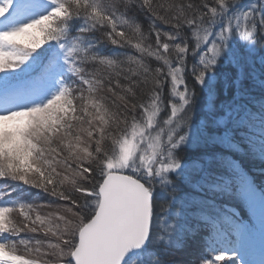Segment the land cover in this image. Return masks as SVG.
I'll list each match as a JSON object with an SVG mask.
<instances>
[{
    "label": "trees",
    "instance_id": "1",
    "mask_svg": "<svg viewBox=\"0 0 264 264\" xmlns=\"http://www.w3.org/2000/svg\"><path fill=\"white\" fill-rule=\"evenodd\" d=\"M62 15L36 26H51V37L64 39L58 47L67 43L77 47L74 71L67 74L71 85L74 79L79 81L69 86L74 92L70 90L68 118L49 148L38 152L33 165L29 163L31 168L22 177L25 185L0 179L12 199L24 200L11 205L16 211L25 209L28 216L19 221L18 228L23 229L19 237L25 241L44 237L46 257L39 259L73 264L79 232L98 206L106 151L92 146L87 158L71 150L58 153L56 138L71 146L76 133L83 135L89 123L100 122L110 140L122 139L155 107L168 113L179 83L188 96L186 110L194 107L191 116L201 135L176 152L179 160L190 164L169 178V187L163 179L132 173L153 193V232L147 248L126 264H186L180 249L196 252L194 245L201 248L206 243L208 232L200 228L208 222L197 227L199 207L214 202L204 222H213L210 232L215 237L219 221L212 215L215 205H227L224 212L240 209L221 192L226 183H232L240 203L246 182L264 173V0H68ZM53 54L48 59L52 63L62 58L60 52ZM84 78L88 82L79 91ZM75 167L83 174H71ZM235 175L240 180L233 182ZM39 198L55 208L51 219L61 223V232L50 234L41 224L35 204ZM69 212L71 227L64 222ZM179 220L183 232L168 230ZM57 227L49 229L54 232ZM42 232L48 234L38 235ZM11 238L1 244L6 247Z\"/></svg>",
    "mask_w": 264,
    "mask_h": 264
},
{
    "label": "rangeland",
    "instance_id": "2",
    "mask_svg": "<svg viewBox=\"0 0 264 264\" xmlns=\"http://www.w3.org/2000/svg\"><path fill=\"white\" fill-rule=\"evenodd\" d=\"M66 2L68 0H0V179L8 181L9 184L16 182L25 185L22 177L27 173L26 168L30 167L29 163L33 165L39 151L41 153L42 149L46 150L52 144L63 119L68 118L66 109L69 110L72 106L71 91H74L69 86L73 87L79 81L74 79L71 85L67 74L74 71L72 69L76 63L77 47L70 43L64 45L66 47H58L64 39L60 35V38L57 35L52 38L54 30L52 31L51 26H45L44 23L36 26L47 19L49 21L62 18ZM246 36L249 37L247 32ZM53 52H60L62 58L52 63L48 59L54 55ZM79 77L80 75L78 79ZM87 82L84 78L78 90ZM66 88L68 90L65 93ZM174 90L176 100L168 113L162 114L161 108L155 107L140 125L129 128L122 139L113 142L99 128L100 122H91L82 131L83 135L76 133L71 146L67 140L56 138L58 153L71 150V154L78 152L87 158L92 146H95L99 152L106 151L103 153L104 164L101 165L106 177L110 173H123L139 180L132 173L145 174L154 179H163L169 187L172 184L169 183V178L190 164L179 160V153L176 152L181 146L193 145L196 137L201 135L200 130L195 129V120L191 116L194 107L186 110L189 105L188 96L180 89L179 83ZM221 164L224 169L226 165L224 162ZM69 172L74 175L83 174L77 167ZM237 172L240 173L239 168ZM235 180L240 179L235 175L233 182ZM230 184L227 182L226 189L221 192L231 196L232 205H238L240 209L231 208L224 212L227 205H215L216 212L212 215L219 218V221L215 225V237L214 234L211 237L213 222L209 219L204 222V215H210V205L214 202H206L203 208L199 207L203 218L202 215L199 217L197 227L208 222L206 228H200L208 232L205 236L206 243L201 248L194 245L196 252L188 247L180 249L186 264H264V173L253 175L251 182H246L248 189L239 195L242 197L240 203L237 192H234L235 188ZM20 189L22 190V186ZM11 196L9 188L1 184L0 249L22 260L41 264H66L64 261L45 262L39 259L46 257V251L41 246L44 237L31 238V241L19 237L23 235V229L18 228L19 221L28 216L25 209L16 211L11 208L14 203L24 202L23 199L14 200ZM216 198L219 201L222 199ZM99 203L98 190V206ZM35 204L40 208L36 216L50 234H57L64 229L61 223H54V218L51 219L56 212L52 204L41 198L35 200ZM62 211L65 212L64 209ZM169 212L168 207L167 213ZM70 215L69 212L68 221H64L67 226L72 221ZM183 219L187 220V216L183 215ZM55 224L59 227L51 232L50 229L54 230ZM184 229L181 220L178 224L168 225V230L177 234ZM152 232L151 222V237ZM47 234L48 232L38 233L40 236ZM10 237L12 238L8 243H5L6 247L1 244ZM0 264L12 263L5 261Z\"/></svg>",
    "mask_w": 264,
    "mask_h": 264
},
{
    "label": "water",
    "instance_id": "3",
    "mask_svg": "<svg viewBox=\"0 0 264 264\" xmlns=\"http://www.w3.org/2000/svg\"><path fill=\"white\" fill-rule=\"evenodd\" d=\"M100 203L79 232L73 264H126L151 237L153 193L141 181L110 173L99 189Z\"/></svg>",
    "mask_w": 264,
    "mask_h": 264
},
{
    "label": "bare ground",
    "instance_id": "4",
    "mask_svg": "<svg viewBox=\"0 0 264 264\" xmlns=\"http://www.w3.org/2000/svg\"><path fill=\"white\" fill-rule=\"evenodd\" d=\"M8 261L12 264H41L36 261L22 260L17 257L12 256L7 251L0 249V262Z\"/></svg>",
    "mask_w": 264,
    "mask_h": 264
}]
</instances>
